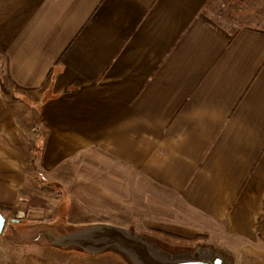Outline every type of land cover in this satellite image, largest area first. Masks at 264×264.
<instances>
[{
	"label": "crops",
	"instance_id": "obj_1",
	"mask_svg": "<svg viewBox=\"0 0 264 264\" xmlns=\"http://www.w3.org/2000/svg\"><path fill=\"white\" fill-rule=\"evenodd\" d=\"M0 71L14 200L45 181L57 206L186 237L220 229L235 264H264V0H0Z\"/></svg>",
	"mask_w": 264,
	"mask_h": 264
},
{
	"label": "rangeland",
	"instance_id": "obj_2",
	"mask_svg": "<svg viewBox=\"0 0 264 264\" xmlns=\"http://www.w3.org/2000/svg\"><path fill=\"white\" fill-rule=\"evenodd\" d=\"M235 23L239 24L240 22L234 21L233 24ZM8 86H11V84L9 83ZM8 136L11 139L14 153H16L17 156L22 155V153H24V145L22 140L18 137V134L9 133ZM1 169H3V166H0V203L9 205L10 208L1 211L5 214L7 221L3 232L0 234V264H19L20 258L25 253L35 255L37 258L45 256L50 257L51 255L60 257L65 256L66 254L82 253L83 251L73 247L56 248L46 245L40 236L37 238L34 236L42 229H47L55 233H64L86 227L92 223H112L127 227L150 238L157 245L169 251L190 250L197 244H207L217 250H220L219 247L224 246L225 239H222L223 236L221 235L222 232L220 229L217 231V233H215L214 236H212L213 234L211 236L196 234L190 237L179 235L183 237L184 240H176L170 237H165L163 234L158 232V230H167L148 227L145 225L146 223L144 224L142 222L141 219H139V221H130L127 214L115 217L114 214L105 213V219H102L103 214L86 210L81 205V203H79L80 201L77 203L73 198L68 199V202L73 204L66 203V207L59 205L57 206L55 202L49 201L40 196L41 194L48 191V183H45V181L40 183L35 182L31 191L35 193L33 195L47 202V208L28 210L27 208L29 206L30 198L27 194L32 193L26 192V190L24 193V190L22 189L19 192L20 196L18 195V201L16 202L17 199H13L14 190L11 185L17 184L18 182H9L11 180L9 179L11 175L2 172ZM14 177L17 176L14 175ZM24 195H27V197L25 196L23 199H21V197ZM147 224L149 225L152 223ZM113 252V250H107L104 253ZM120 261H125L122 256ZM124 263L126 264L127 262L125 261ZM83 264L96 263L90 261L89 263L83 262Z\"/></svg>",
	"mask_w": 264,
	"mask_h": 264
},
{
	"label": "water",
	"instance_id": "obj_3",
	"mask_svg": "<svg viewBox=\"0 0 264 264\" xmlns=\"http://www.w3.org/2000/svg\"><path fill=\"white\" fill-rule=\"evenodd\" d=\"M6 221L0 211V234ZM39 236L46 245L73 247L87 254L113 250L128 264H235L232 257L210 245L197 244L190 250L169 251L134 230L112 223H92L64 233L42 229L34 237Z\"/></svg>",
	"mask_w": 264,
	"mask_h": 264
},
{
	"label": "trees",
	"instance_id": "obj_4",
	"mask_svg": "<svg viewBox=\"0 0 264 264\" xmlns=\"http://www.w3.org/2000/svg\"><path fill=\"white\" fill-rule=\"evenodd\" d=\"M29 199V206L30 207H36V208H47V202L43 199L38 198L37 196L33 195V194H27ZM40 199V201H39ZM10 208L9 205L6 204H1L0 203V211L4 210V209H8ZM5 215V214H4ZM6 217V216H5ZM158 232H160L161 234H163L165 237H170L172 239H176V240H184L183 237L179 236V235H175L174 233H169L167 231H163V230H158Z\"/></svg>",
	"mask_w": 264,
	"mask_h": 264
}]
</instances>
